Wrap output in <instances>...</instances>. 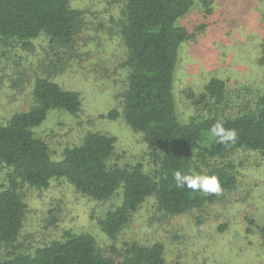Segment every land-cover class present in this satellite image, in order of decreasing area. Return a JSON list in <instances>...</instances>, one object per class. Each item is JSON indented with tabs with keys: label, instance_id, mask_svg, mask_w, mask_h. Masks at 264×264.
<instances>
[{
	"label": "rangeland",
	"instance_id": "1",
	"mask_svg": "<svg viewBox=\"0 0 264 264\" xmlns=\"http://www.w3.org/2000/svg\"><path fill=\"white\" fill-rule=\"evenodd\" d=\"M120 0H72L81 12V26L71 47H61L45 34L30 41L0 42V121L26 111L38 77H49L64 88L78 90L83 109L77 116L50 112L36 129L54 157L66 146L80 143L91 131L110 132L118 139L115 161L142 162L147 172L156 169L148 137L133 130L121 117H103L123 109L129 68L118 31ZM189 38L179 50L176 96L183 121L217 114L237 115L258 106L264 97V0H194L179 20ZM179 63V65H178ZM213 77L226 81L221 101L211 98L206 85ZM231 161L236 187L218 201L179 215H167L149 199L129 225L114 239L99 219L121 203L120 194L97 201L66 180H53L46 188L25 185V224L15 243L21 252L61 239L67 230L89 231L103 252L122 259L126 241L163 243L168 264H264V152L237 149L216 165ZM9 167L0 162V190ZM252 220V222H250ZM114 247V248H113ZM9 248L0 242V260Z\"/></svg>",
	"mask_w": 264,
	"mask_h": 264
},
{
	"label": "trees",
	"instance_id": "2",
	"mask_svg": "<svg viewBox=\"0 0 264 264\" xmlns=\"http://www.w3.org/2000/svg\"><path fill=\"white\" fill-rule=\"evenodd\" d=\"M72 0H0V42L30 41L45 34L61 47H71L81 26V12ZM118 31L126 51L128 84L123 109L103 117L123 118L135 131L148 137L156 169L147 172L142 162L120 165L115 161L118 139L110 132L91 131L78 144L66 146L59 158L36 129L50 112L77 116L83 109L78 90L64 88L49 77H38L28 110L0 121V162L11 169L0 190V242L9 248L0 264H168L161 242H124L122 259L105 254L89 231L67 230L61 239L39 245L31 252L15 246L25 224L27 203L20 191L25 185L46 188L53 180H66L79 192L97 201L120 194L121 203L106 211L99 223L114 239L129 225L151 198L167 215L188 213L218 201L234 189L237 177L231 161L216 165L237 149L264 152V97L257 107L235 116L217 114L183 121L176 96L179 50L189 38L179 24L194 0H120ZM179 65V63H178ZM209 96L221 101L226 81L213 77L206 85ZM235 130L237 140L225 146L210 137L217 122ZM216 175L222 191L206 194L180 188L175 173ZM252 222V220H250ZM264 239V224L260 227ZM114 248V247H113Z\"/></svg>",
	"mask_w": 264,
	"mask_h": 264
},
{
	"label": "clouds",
	"instance_id": "3",
	"mask_svg": "<svg viewBox=\"0 0 264 264\" xmlns=\"http://www.w3.org/2000/svg\"><path fill=\"white\" fill-rule=\"evenodd\" d=\"M210 137L216 138L217 142L225 146L234 144L237 140L235 130L227 129L224 123L217 122L210 129ZM176 185L180 188L187 187L193 191H200L206 194H220L222 191L221 182L216 175L184 174L180 171L175 173Z\"/></svg>",
	"mask_w": 264,
	"mask_h": 264
}]
</instances>
